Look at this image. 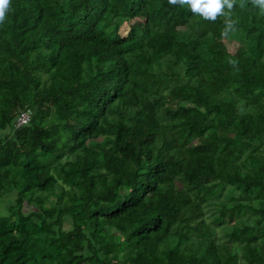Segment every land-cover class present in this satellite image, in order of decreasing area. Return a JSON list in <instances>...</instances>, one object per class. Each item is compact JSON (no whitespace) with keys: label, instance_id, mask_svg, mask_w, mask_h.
<instances>
[{"label":"trees","instance_id":"trees-1","mask_svg":"<svg viewBox=\"0 0 264 264\" xmlns=\"http://www.w3.org/2000/svg\"><path fill=\"white\" fill-rule=\"evenodd\" d=\"M232 2L213 20L169 0H11L0 264H264V10Z\"/></svg>","mask_w":264,"mask_h":264},{"label":"clouds","instance_id":"clouds-1","mask_svg":"<svg viewBox=\"0 0 264 264\" xmlns=\"http://www.w3.org/2000/svg\"><path fill=\"white\" fill-rule=\"evenodd\" d=\"M172 5L183 4L190 8L193 13L202 15L207 19H215L218 14L224 13L225 8L233 7L232 0H169ZM256 3L264 10V0H256ZM11 0H0V23H3L10 11ZM229 28L235 21L229 19L226 21Z\"/></svg>","mask_w":264,"mask_h":264},{"label":"rangeland","instance_id":"rangeland-1","mask_svg":"<svg viewBox=\"0 0 264 264\" xmlns=\"http://www.w3.org/2000/svg\"><path fill=\"white\" fill-rule=\"evenodd\" d=\"M144 21V17L141 16L139 18H136L135 20H132V22L130 24H135V25H138V24H142ZM129 24L126 23L122 26L121 28V32L122 33H125L127 31V28H128ZM218 44L220 47L232 52V53H238L240 52V50L243 49V47L236 41H233V40H229V39H222L221 41H218ZM168 100V103L170 105H174L177 103V99H167Z\"/></svg>","mask_w":264,"mask_h":264},{"label":"built area","instance_id":"built-area-1","mask_svg":"<svg viewBox=\"0 0 264 264\" xmlns=\"http://www.w3.org/2000/svg\"><path fill=\"white\" fill-rule=\"evenodd\" d=\"M32 115L31 109L22 110L17 116L15 120V127H21L29 122Z\"/></svg>","mask_w":264,"mask_h":264}]
</instances>
